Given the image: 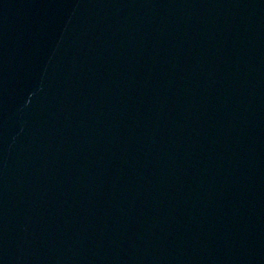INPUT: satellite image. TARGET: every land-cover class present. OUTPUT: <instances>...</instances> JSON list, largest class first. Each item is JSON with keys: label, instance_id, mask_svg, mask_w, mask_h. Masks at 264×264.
<instances>
[{"label": "water", "instance_id": "95a60500", "mask_svg": "<svg viewBox=\"0 0 264 264\" xmlns=\"http://www.w3.org/2000/svg\"><path fill=\"white\" fill-rule=\"evenodd\" d=\"M0 264H264V0H0Z\"/></svg>", "mask_w": 264, "mask_h": 264}]
</instances>
